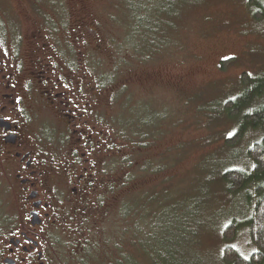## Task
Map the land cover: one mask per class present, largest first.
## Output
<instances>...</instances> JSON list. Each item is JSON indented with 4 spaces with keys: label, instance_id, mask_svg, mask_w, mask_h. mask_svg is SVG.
I'll use <instances>...</instances> for the list:
<instances>
[{
    "label": "rangeland",
    "instance_id": "rangeland-1",
    "mask_svg": "<svg viewBox=\"0 0 264 264\" xmlns=\"http://www.w3.org/2000/svg\"><path fill=\"white\" fill-rule=\"evenodd\" d=\"M263 11L264 0H0V32L20 43L24 69L51 51L76 63L115 144L117 170L82 230L56 233L52 264H225L226 245L254 252L253 188L230 195L222 175L252 171L247 151L264 133L242 120L262 102L232 119L224 103L243 80H264Z\"/></svg>",
    "mask_w": 264,
    "mask_h": 264
},
{
    "label": "flooded vegetation",
    "instance_id": "flooded-vegetation-1",
    "mask_svg": "<svg viewBox=\"0 0 264 264\" xmlns=\"http://www.w3.org/2000/svg\"><path fill=\"white\" fill-rule=\"evenodd\" d=\"M9 38L0 32V264H52L56 233L82 230L117 170L115 144L77 64L51 51L24 69Z\"/></svg>",
    "mask_w": 264,
    "mask_h": 264
},
{
    "label": "trees",
    "instance_id": "trees-1",
    "mask_svg": "<svg viewBox=\"0 0 264 264\" xmlns=\"http://www.w3.org/2000/svg\"><path fill=\"white\" fill-rule=\"evenodd\" d=\"M259 18H264V11L259 14ZM229 62L231 61L222 62L221 69L224 70ZM243 81L246 84L244 90L236 98L227 100L224 103V109L232 119L238 116L239 111L249 105L253 99L261 100V105L245 114L242 123L250 130L264 133V80L251 78ZM243 132L244 128L242 127L230 136L225 144L228 146L238 144L242 139ZM247 157L252 163L251 172L227 170L222 175V181L225 182L226 192L230 195L253 188L255 204L252 215L244 222V225L248 228V236L254 247V252L243 258L235 248L226 245L222 253V260L225 264H264V137L249 147ZM238 228L239 226L234 220L226 225L222 232L226 243L234 240Z\"/></svg>",
    "mask_w": 264,
    "mask_h": 264
}]
</instances>
